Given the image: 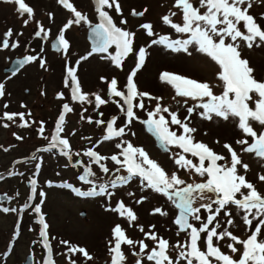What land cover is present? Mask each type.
I'll list each match as a JSON object with an SVG mask.
<instances>
[{"label": "rangeland", "instance_id": "374dc122", "mask_svg": "<svg viewBox=\"0 0 264 264\" xmlns=\"http://www.w3.org/2000/svg\"><path fill=\"white\" fill-rule=\"evenodd\" d=\"M69 2L76 10L86 15L90 23L73 24L70 29L64 31L65 38L70 42V48L65 53L63 49L53 50L50 42L56 35H60L69 20L74 19L73 12L61 5L58 0H25V3L34 10V15L22 14L18 12L17 3L0 0V45L6 38L9 39L10 45L7 49L0 46V83L4 85L5 91V95L0 97V193L10 196L8 200L0 199V264H24L28 253H32L33 264H44L48 258L42 237L39 236L41 228L38 224L39 214H36L33 208H23L25 203H31L33 206L40 203L41 198L38 195L29 199L32 196L30 183L32 179L37 180V193L43 191L46 194L41 208L50 226L49 240L52 244L55 264H72L73 260L75 264H111L113 253L109 251V241H113L112 229L117 224L126 229L130 238L137 241L144 239V232L148 231L168 239L170 245L185 241V234L181 233L177 236L178 229L173 224L178 209L166 197L143 188L139 177L133 178L127 185L116 189L109 188L115 193L110 199L80 197L72 189L62 186L61 183L75 186L77 182H80L77 177L78 171L84 170L89 164L97 175V185L110 183L118 176H126V170L121 168L117 172L116 168L120 166L110 159L112 155H118L121 151L116 147L121 139L131 142L136 147H143L150 158L160 163L169 174L177 172L187 183L195 184L202 181V178L195 173L186 172L174 163L172 157L178 154L180 149L173 145H166L162 140L159 143L142 122L148 118L147 111L153 110L157 103L176 111L182 120L189 116L187 108L197 103L189 100L185 105L184 98L176 96L175 89L160 79L163 72L208 82L217 95L223 91V83L217 78L221 69L207 55L197 52L194 47H190L191 55H188L183 52H173L164 45L151 44L152 39H158L161 35H167L173 40L186 38L185 34L176 33L162 20L163 16L176 13L175 16H171L172 20L182 23V13L175 7V0H120L123 16L106 9L110 11L118 26L136 33L134 47L137 51L140 47L146 48L144 65L138 70L136 77L138 89L148 92L150 96L162 98L160 100L143 98L145 109H136L139 119L134 120L125 129L126 135L110 141L103 140L107 122L113 117H118L114 127H122L126 123L125 114L112 102L97 109L94 104H88L86 101L83 103L73 101L71 99L72 81L67 77V69L69 67L75 69L83 92L89 94L90 98H93V93H98L102 98L109 99L107 81L116 78L120 88L123 89L127 76L135 67L136 57L134 54L130 55L125 59L122 67H117L111 60L103 58L105 54L102 53H93L82 60L81 57L87 56L92 51L86 37L87 28L99 22V16L95 10L94 0H69ZM253 4L254 7L250 9V12L257 16L259 22L260 18L264 17V0H253ZM133 9L137 12L147 9V12L142 17L132 16ZM122 18L128 20L126 25L120 24ZM25 20L29 21L27 25L24 23ZM144 23L153 25L154 36L150 37L140 27ZM41 27L44 32L37 37L35 33ZM8 30L12 31L10 38L5 36ZM16 42L18 47H11V44ZM241 43L242 55L249 60L255 77L264 80V45H254L248 49L243 42ZM109 52L115 53L114 45ZM26 54L38 55L45 61V67L41 68L40 60H37L26 63L23 68L14 73L3 71V67L13 57ZM101 77H105L106 80H102ZM66 79L69 82L68 87L65 86ZM26 89H28L27 92ZM61 93L63 98H60ZM64 104H69L73 110L63 113ZM250 106L254 108L252 102ZM30 109L32 112L29 115L27 112H30ZM199 111L201 110L197 108L190 117V126L197 129L194 133L196 140L206 143L217 153L228 157L229 161V153L223 145L231 144L243 161L250 165L246 178L255 183L258 190L264 192V182L258 180V176L264 174V161L255 154L243 152L242 146L235 143L239 139H248L250 143L251 138L246 137L236 126L235 119L225 121L214 117L209 121L199 116ZM5 112L24 113L25 120L31 126L20 127L22 121L19 117L13 121H7L3 117ZM62 113L65 115V125L61 136L70 141L72 161L54 150L43 151L48 147L46 144L50 143L52 137L56 135L55 125ZM100 113L103 115L101 116ZM167 115L165 113V116ZM88 117L92 118V122L88 121ZM97 120H104L106 123L101 125L95 122ZM41 121L44 122L42 135L39 132ZM5 123L9 127H4ZM253 127L258 133L264 131V128L256 123H253ZM172 128L177 131V134L182 131L175 125ZM17 136L23 139H17ZM41 146L44 147L41 148ZM90 148L109 157L102 161L110 169L109 173H103L98 165L92 164L84 155ZM77 152L80 153L79 156L75 155ZM34 156L37 159H33ZM188 158L194 159L195 162V158L190 155ZM37 164H40L39 168ZM49 181L52 182L51 186ZM90 188L91 185L87 184L83 190ZM129 193L134 195L130 196ZM207 194L212 196L211 193L205 195ZM141 197L146 199L142 203H137ZM121 200L138 216V221L131 226L125 218L109 210L116 207L117 202ZM210 202L208 199H197L195 206ZM3 207L15 208L17 211L5 213L2 211ZM156 207L163 208L169 213L168 216L153 214V209ZM82 209H85V215L81 214ZM201 215L204 219L208 213L201 209ZM242 216V212L235 210L232 217L234 225L229 227V230L241 239H246L250 232L245 229ZM218 219L222 226L227 227V217L223 213ZM255 223L254 221L253 228ZM152 225H155L154 229L150 227ZM196 225L199 227V222H196ZM140 226L144 228V232L139 230ZM62 240L69 241L71 246L85 248L92 259L89 260L80 253H69L68 246L60 243ZM145 242L149 244V249L140 257L133 255V252H139V245L135 248L122 245L127 257L126 264H136L137 259H143V264H154L147 261L146 255L147 251L156 247V244L150 240ZM221 243L222 251L239 259L238 253L233 254L226 247L227 241ZM237 247L241 252L243 251L240 245ZM178 251V249L169 250L173 260L178 257ZM181 264L184 262L181 261Z\"/></svg>", "mask_w": 264, "mask_h": 264}, {"label": "snow or ice", "instance_id": "6c2138e0", "mask_svg": "<svg viewBox=\"0 0 264 264\" xmlns=\"http://www.w3.org/2000/svg\"><path fill=\"white\" fill-rule=\"evenodd\" d=\"M6 2L17 3L18 12L22 14L34 15V10L25 3V0H6ZM58 2L74 13V19L69 20L64 25L58 39L57 47L66 53L70 48V42L65 38L64 31L70 29L73 24L79 25L82 22H90L88 17L76 10L69 0H58ZM94 2L100 21L91 26L95 46L87 56L81 57V59H87L93 53H102L105 54L103 58L111 60L117 67H122L125 59L130 55L134 54L136 57L135 67L127 76V82L123 89L120 88L116 78L107 81L109 83V99L102 98L98 93L92 94L94 99L90 98L89 94L83 92L75 69L72 67L67 69V77L72 81L71 99L73 101L81 103L86 101L88 104H94L97 109L112 102L125 114L126 123L122 127H114L118 117H113L107 122L103 140L110 141L126 135L125 129L134 120L139 119L136 109H145L143 98L147 97L150 100L162 98L150 96L148 92H142L138 89L136 77L138 70L144 65L147 54L146 48L140 47L137 51L134 47L136 33L118 26L108 11L113 10L123 16L120 0H94ZM175 7L182 13V23H176L172 20L171 16H175L176 13H172L171 16H163V23L169 25L176 33L185 34L186 38L173 40L167 35H161L158 39H152L151 44L164 45L173 52H183L188 55H191L190 47H194L197 52L207 55L221 69L217 78L223 83V91L217 95L213 91V86L208 82H200L182 75L163 72L160 79L175 89L176 96L184 98L183 103L185 105L188 104L189 100L197 103L187 108L189 116L183 120L176 111L157 103L153 110L147 111L148 118L142 122L166 145H173L180 149V152L172 157L174 163L180 169L201 177L202 182L187 183L177 172L169 174L160 163L150 158L143 147H136L131 142L121 139L116 145L121 151L118 155H112L110 159L120 166L116 168L117 172L121 168L126 170V176H118L110 183L97 185L94 179H90L95 177L96 173L89 164L86 166L84 174L78 177L81 182L91 185L89 190L83 191L72 184L62 186L72 189L80 197H107L110 199L115 193L109 188L116 189L127 185L133 178L139 177L143 188L166 197L179 209L173 224L178 229L177 236L181 233L185 234L186 239L183 243L178 241L175 245H170L168 239L159 237L153 231L144 232L142 226L139 230L144 232L145 238L137 241L130 238L126 229L117 224L112 229L113 241H109V251L113 253L111 264H126L127 257L123 252L122 245L131 248L139 245V252H133V255L143 256L149 249L146 240L156 244V247L147 251L146 255L147 261L154 262V264H181V261L184 264H264V232H262L264 229V192L258 190L256 184L246 178L250 165L243 161L241 155L231 144L223 145L229 153V161L228 157L217 153L206 143L196 140L194 133L197 129L190 126L191 114L197 108L201 110L198 115L209 121L213 120L214 117L225 121L235 119L237 121L236 126L252 141L249 143L248 139H239L235 143L242 146L243 152L255 154L256 157L264 161V131L258 133L253 127V123H256L264 128V80L255 77L254 69L250 66L249 60L242 55L241 43L243 42L248 49L254 45H264V17L260 18L258 22L257 16L251 14L250 9L254 7L253 0H175ZM146 12L147 9L140 12L133 9L131 15L142 17ZM28 22L25 20V25ZM127 23V19L122 18L120 20L121 25ZM140 27L150 37L155 35L151 23L141 24ZM42 32L44 29L41 27L35 35L39 37ZM5 36L10 38L12 31L8 30ZM113 45L115 46L114 54L109 52ZM0 46L4 49L9 48V39H4ZM11 47H18V42L11 44ZM37 60H40V67L44 68L45 61L38 55H29L24 62L31 63ZM101 79L106 80L105 77H101ZM65 86H69L68 79L65 80ZM4 95V85L0 83V97ZM59 95L60 98H63V93ZM112 97L119 99L112 100ZM250 102L254 104V108L250 106ZM72 110L69 104L63 105V113ZM63 113L59 115L55 125L56 135L52 137V141L43 151L59 149L64 157L72 160L73 153L70 141L61 136L65 125ZM165 113L168 115L165 116ZM100 115L102 116L103 113ZM3 117L7 121H13L19 117L22 121L20 127L31 126L25 120L24 113L5 112ZM88 121L92 122V118L88 117ZM95 122L101 125L106 123L104 120ZM40 124L39 132L42 135L44 122L41 121ZM173 125L182 131L177 134V131L172 128ZM3 126L9 127L7 123ZM16 138L23 139L20 136ZM75 155L79 156L80 153L77 152ZM84 155L90 159L92 164L98 165L103 173L110 172L106 164L102 163L109 157H105L91 148ZM189 155L195 158V162L194 159L188 158ZM33 159H37V157L34 156ZM39 167L40 164H37V168ZM242 172L245 174H241ZM258 180L264 182V174H260ZM30 183L32 196L29 199L31 200L38 195L41 198L40 203H36L34 206L31 203H25L23 208H33L34 212L39 214L38 224L41 226L39 236L42 237L43 247L48 253V258L44 264H55L53 248L49 240L48 230L50 226L46 222L41 208L46 194L43 191L37 193L36 179H32ZM48 183L51 186L52 182L49 181ZM206 193L213 194L215 198L206 196ZM129 195L134 194L129 193ZM144 199L146 197H141L137 203H142ZM197 199H208L211 202L195 206ZM214 205L215 207H213ZM201 209L208 213L204 219H202ZM237 209L243 213L242 223L245 229L250 232L246 239H241L229 230V227L234 225L232 217ZM109 210L125 218L130 226L138 221L136 212L131 207L126 206L122 200L117 202L116 207ZM2 211L7 213L17 210L3 207ZM221 213L227 217V227L222 226L218 219ZM153 214L168 216L169 213L161 207H156L153 209ZM254 221L256 223L253 228ZM196 222H199V227H197ZM150 227L154 229L155 225ZM226 241V247L231 253H238L239 259H235L233 255L222 251L221 242ZM60 243L68 246L69 253H80L85 258L92 259L85 248L71 246L69 241L62 240ZM237 245L242 247V252ZM170 249L179 250L175 260L169 255ZM72 264H75L74 260ZM136 264H143V259H137Z\"/></svg>", "mask_w": 264, "mask_h": 264}, {"label": "water", "instance_id": "95a60500", "mask_svg": "<svg viewBox=\"0 0 264 264\" xmlns=\"http://www.w3.org/2000/svg\"><path fill=\"white\" fill-rule=\"evenodd\" d=\"M99 22H95L93 23L92 25H90L88 28H87V31H86V37H87V40L90 44V48L92 49L95 45H94V38H93V34H92V27L91 26H94L95 24H97ZM59 34L56 35V37L54 39L51 40L50 42V45H51V48L53 50H61V48L57 47V44H58V39H59ZM29 56L28 54L26 55H22V56H16V57H13L11 60H10V63H8L7 65H5L3 67V71L4 72H16L18 70H20L21 68H23V66L26 64L24 62L25 58ZM146 126V129L148 130V126L145 124ZM149 131V130H148ZM150 133H152L156 139L161 142V139L152 131H149ZM2 195H4L3 193H1V196H0V199H5ZM5 200H8V199H5ZM179 213V212H178ZM82 214H84V212H82ZM178 215V214H177ZM24 264H33V259H32V253H28L26 255V259L24 261Z\"/></svg>", "mask_w": 264, "mask_h": 264}, {"label": "flooded vegetation", "instance_id": "af4514ba", "mask_svg": "<svg viewBox=\"0 0 264 264\" xmlns=\"http://www.w3.org/2000/svg\"><path fill=\"white\" fill-rule=\"evenodd\" d=\"M22 56V55H21ZM9 63H10V61H9ZM7 65V64H6ZM26 92L28 91V89H26L25 90ZM25 112H27V110H25ZM32 112V110L30 109V112H27V113H31ZM159 142V141H158ZM159 143H161V142H159ZM251 143V142H250ZM50 143H48V144H46V146H48ZM42 147H44V146H41V148ZM52 150H54L56 153H60V151H59V149H52ZM61 154V153H60ZM62 155V154H61ZM70 161H72V160H70ZM79 173L77 174V177H79L80 175H82V174H84V172H85V169L84 170H79L78 171ZM97 176V175H96ZM96 176L95 177H92V178H90V179H94V181H95V183H97V180H96ZM79 180V179H78ZM80 181V180H79ZM202 182V181H201ZM62 185H64L65 183H61ZM87 184L85 183L84 184V182H77V184L74 186V187H77V188H80L81 190H83L84 189V187L86 186ZM89 188V187H88ZM84 191V190H83ZM85 191H87V190H85ZM4 195H2L5 199H9L10 198V196H8V195H6L5 193H3ZM0 196H1V193H0ZM207 196H209V194H207ZM212 197L213 198H215L214 196H213V194H212ZM81 214H82V212H84V214H82V215H85L86 214V211H85V209H82L81 211ZM178 212H179V209H178V211H177V214H178ZM177 216V215H176ZM175 216V217H176Z\"/></svg>", "mask_w": 264, "mask_h": 264}]
</instances>
